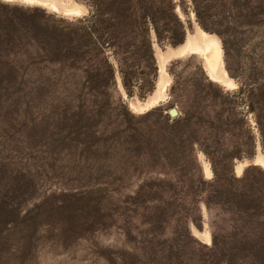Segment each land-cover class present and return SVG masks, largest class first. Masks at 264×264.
Masks as SVG:
<instances>
[{"label":"rangeland","instance_id":"374dc122","mask_svg":"<svg viewBox=\"0 0 264 264\" xmlns=\"http://www.w3.org/2000/svg\"><path fill=\"white\" fill-rule=\"evenodd\" d=\"M49 1L58 9L21 0H0V6L43 11L56 20L87 14L76 0ZM234 1L213 5L224 10ZM174 2L184 39L207 32L190 0ZM255 2L264 8V0H249V6ZM228 10L217 26H207L224 31L222 38L207 33L221 43L230 86L210 79L199 54L171 57L160 71V54L182 43L160 44L151 30L156 68L151 75L143 66L132 69L130 96L110 57L115 86L105 92L111 109L78 110L73 100L65 110L69 99L59 93L33 111L32 122L21 111L11 123L12 111L0 114V264H153L134 252L124 221L114 214L134 207L196 209L200 227L189 220V228L201 244L193 246L197 264H229L242 252L264 261V161L258 160H264V19ZM30 76L38 78L36 72ZM66 79L76 94L86 76L71 70ZM154 97L156 104L144 105ZM121 101L137 125L126 136L115 121ZM178 116L187 121L177 123ZM178 130L193 132V138L178 136ZM211 160L230 186L222 206L208 207V192L197 186L199 177L212 178Z\"/></svg>","mask_w":264,"mask_h":264},{"label":"trees","instance_id":"16d2710c","mask_svg":"<svg viewBox=\"0 0 264 264\" xmlns=\"http://www.w3.org/2000/svg\"><path fill=\"white\" fill-rule=\"evenodd\" d=\"M76 1L87 9V14L71 20H56L39 10L0 6V114L12 111L14 118L7 119L10 123L17 121L19 111L32 122L35 120L33 111L46 107V99L59 93L69 99L63 104L65 110L71 108L73 100L78 110L88 109L95 113L109 110L105 90L115 86V69L110 57L116 62L122 86L130 96L132 69L143 66L151 75L156 68L151 30L160 44L177 45L185 40L184 25L175 13L174 0ZM190 1L197 21L209 33L214 30L207 26L222 22L220 15L227 16V9L228 13L247 11L253 21L264 19L261 15L264 8L259 2L249 6V0H235L232 6L218 10L213 5L214 0ZM208 20H211L210 24H206ZM225 28L226 31L230 29L228 25ZM214 32L220 38L225 34L218 29ZM56 65L57 73L53 68ZM71 70H79L86 76L76 94L66 79ZM33 72L38 75L35 80L30 76ZM88 96L92 98L90 103ZM115 110L120 133L125 136L135 133V118L126 104L119 102ZM174 120L177 123L187 121L186 118L180 120L179 116ZM185 132L178 130L176 134L181 137L186 135ZM186 136L192 139L193 132ZM124 143L130 145L128 140ZM211 164L212 178L199 177L197 186L201 192H208L205 199L208 207L222 206L229 202V182L219 176L216 161L211 160ZM135 199L142 198L137 194ZM114 214L124 221L125 233L134 242V252L139 257H148L153 264H197L195 257L199 253L194 252L193 246L201 244L189 228V220L200 227V215L196 209L134 207L116 210ZM106 217L112 216L108 213ZM259 249L260 246L256 250ZM262 258L259 254L242 252L232 260L230 258L229 264H235L237 260L236 264H264Z\"/></svg>","mask_w":264,"mask_h":264},{"label":"bare ground","instance_id":"6f19581e","mask_svg":"<svg viewBox=\"0 0 264 264\" xmlns=\"http://www.w3.org/2000/svg\"><path fill=\"white\" fill-rule=\"evenodd\" d=\"M21 1L27 2L29 4L30 3L48 4L51 8L58 9L57 5L49 0H21ZM65 11H71L76 13L78 12V9H65ZM186 53L199 54L203 58L204 66L211 80L216 82H221L222 84L227 86L232 85L231 79L228 77V74L223 64V58H222L223 49L219 39L216 36L212 34H208L207 32L201 29H199L192 35L190 34L187 35L185 41L181 45L169 49L166 53L160 54L159 57L161 59L160 71L165 65V62L169 60L171 57L175 58L178 56H183ZM167 84L168 82L163 83L159 87V89L164 90ZM158 98L159 97L148 99L146 103H144V105L152 107L154 104L157 103ZM258 160L261 162L264 161L262 158H258ZM206 171L208 170L206 169Z\"/></svg>","mask_w":264,"mask_h":264},{"label":"water","instance_id":"95a60500","mask_svg":"<svg viewBox=\"0 0 264 264\" xmlns=\"http://www.w3.org/2000/svg\"><path fill=\"white\" fill-rule=\"evenodd\" d=\"M169 114L171 115V116H174V115H176L177 114V111L175 110V109H170L169 110Z\"/></svg>","mask_w":264,"mask_h":264}]
</instances>
